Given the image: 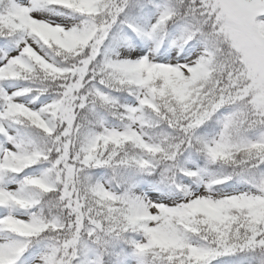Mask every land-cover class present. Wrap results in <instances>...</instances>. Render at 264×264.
<instances>
[{"label":"snow or ice","instance_id":"6c2138e0","mask_svg":"<svg viewBox=\"0 0 264 264\" xmlns=\"http://www.w3.org/2000/svg\"><path fill=\"white\" fill-rule=\"evenodd\" d=\"M0 264H264V0H0Z\"/></svg>","mask_w":264,"mask_h":264}]
</instances>
